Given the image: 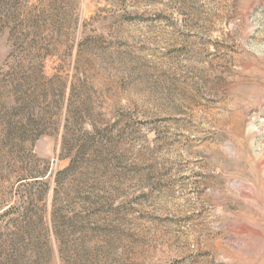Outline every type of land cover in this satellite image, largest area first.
Here are the masks:
<instances>
[{"label": "rangeland", "instance_id": "374dc122", "mask_svg": "<svg viewBox=\"0 0 264 264\" xmlns=\"http://www.w3.org/2000/svg\"><path fill=\"white\" fill-rule=\"evenodd\" d=\"M30 5L66 20L45 60L54 124L24 141L0 133V215L22 208L0 231L37 240L17 264H264V0ZM12 47L0 31V68ZM89 134L90 161L109 148L114 183L102 167L95 195L110 190L115 213L91 212L110 199L90 203L83 167L55 181Z\"/></svg>", "mask_w": 264, "mask_h": 264}, {"label": "trees", "instance_id": "16d2710c", "mask_svg": "<svg viewBox=\"0 0 264 264\" xmlns=\"http://www.w3.org/2000/svg\"><path fill=\"white\" fill-rule=\"evenodd\" d=\"M30 1L0 0V31L7 30L8 37L13 43L12 49H10L0 68V133L3 136H13L19 139L22 137V141L42 136L54 124L55 119L52 112H54L53 109L55 107L53 105L55 100H52V96L55 94L53 86H55L56 75L47 73L45 60L47 57L52 58L54 51H56L58 36L63 29L64 19L66 20L64 12L53 9L49 11L47 9L32 8ZM9 58H13L17 63L5 69ZM17 60L22 61V63ZM65 87L62 84L59 88L62 93L61 96L64 94ZM91 134L83 139L79 145V148H86L84 151L87 156L81 154L78 155L81 157L79 160L71 159L67 167L57 172L55 181L60 184L62 181L59 178L63 175H73V172L77 174L78 169L83 167V171L78 173L79 180L83 184L87 181H92V186L86 194L88 195L86 198L90 199V203L95 206L104 196L110 199V204L106 210L93 207L91 212L99 213L105 211V214L115 213L118 209H114L112 206V193H110V190L105 189L102 194L95 195V191L99 188L98 185L101 184V169L102 167H107L108 169L112 158H108L109 148H105L107 156L102 152V155L99 154L98 158H94V162L90 161L89 157L93 156L94 153L93 147H97L100 142L94 134L93 136ZM65 157H69V154L65 155ZM116 158L119 160L120 157L117 156ZM109 171L108 169L103 174V183H114ZM45 175V172L36 173L33 176L35 177L34 183L39 184L41 182L40 178ZM41 185L44 186V184ZM113 188L115 189V187ZM31 190L27 189V198V195L24 196L26 198L24 201V214L27 224L33 217V211L29 208L34 205L33 199L35 198L31 197L29 193ZM57 210L60 209L55 208L52 211L53 221L60 215ZM12 211L22 213V208L20 205L18 207L12 206L0 216L9 214ZM35 213H38L37 210H35ZM41 219V215L37 214V220L41 221ZM65 220L67 219H64V222ZM84 228L86 227L84 226ZM19 229L22 230V226ZM104 231H107V228H104ZM108 234H110V231L106 233V235ZM62 235H64L63 232ZM4 237L5 235L0 231V256L4 261L0 262L1 264H6L5 261L9 264H17L19 262L22 240L26 252L33 253L34 248H36L34 241L37 240L34 236L33 239L29 232L24 235L23 239L22 235H18L17 232L14 237H10L11 240L9 238L4 239ZM60 239L62 238L60 237ZM87 250L89 251L90 248Z\"/></svg>", "mask_w": 264, "mask_h": 264}]
</instances>
